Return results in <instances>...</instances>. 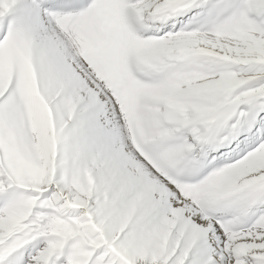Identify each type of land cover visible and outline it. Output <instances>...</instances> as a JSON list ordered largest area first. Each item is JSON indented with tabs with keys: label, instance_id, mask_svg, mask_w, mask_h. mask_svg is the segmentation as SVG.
I'll list each match as a JSON object with an SVG mask.
<instances>
[{
	"label": "snow or ice",
	"instance_id": "obj_1",
	"mask_svg": "<svg viewBox=\"0 0 264 264\" xmlns=\"http://www.w3.org/2000/svg\"><path fill=\"white\" fill-rule=\"evenodd\" d=\"M0 264H264V0H0Z\"/></svg>",
	"mask_w": 264,
	"mask_h": 264
}]
</instances>
